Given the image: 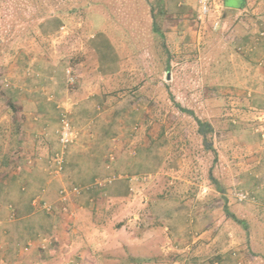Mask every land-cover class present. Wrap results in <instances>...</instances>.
<instances>
[{
  "label": "rangeland",
  "instance_id": "rangeland-1",
  "mask_svg": "<svg viewBox=\"0 0 264 264\" xmlns=\"http://www.w3.org/2000/svg\"><path fill=\"white\" fill-rule=\"evenodd\" d=\"M189 1L198 12V0ZM165 2L0 0V63L17 57L5 52L21 50L23 60L32 54L56 63V79L66 92L77 90L86 73L102 86V96L91 100L89 110L102 114L107 145L121 143L124 157L116 166L117 154L108 150V173L97 179L119 174L91 190H127L130 199L122 197L123 206L115 207L120 200H104L100 192L92 196L85 188L86 195L71 199L83 208L72 210L67 200L62 212L69 217L63 220L76 230V253L89 249L128 259L127 264H136L130 256L160 257L161 264H264V201L232 177L238 171L235 162L250 156L243 142L264 145L254 119L264 111V72L259 70L264 60H250L237 49L246 30L242 21L251 15L241 13L236 23L223 19L220 9L221 18L212 11L202 22L189 15L180 24ZM178 32L182 37L175 38ZM180 45L182 55H172L168 69L169 49ZM24 64L36 68V61ZM68 68L77 77L74 87L67 81ZM197 118L213 126L212 149L203 144ZM139 148L144 161L155 154L149 166L137 167ZM67 154L59 188L89 175L87 167H68ZM120 178L131 184H120ZM237 191L255 200L240 202Z\"/></svg>",
  "mask_w": 264,
  "mask_h": 264
},
{
  "label": "crops",
  "instance_id": "crops-1",
  "mask_svg": "<svg viewBox=\"0 0 264 264\" xmlns=\"http://www.w3.org/2000/svg\"><path fill=\"white\" fill-rule=\"evenodd\" d=\"M165 4L174 8L173 16L180 24H185L188 16H195L197 12L193 10L189 0H166ZM217 4L219 11L216 15L219 16L220 9L223 10V19L235 18L234 22L239 23L238 17L241 13L251 15L242 21L246 30L242 36L243 42L237 49H242L243 55L250 60H253L251 56L264 60V2L219 0ZM239 27L236 25L234 29ZM181 34L182 32L175 33L174 37H182ZM172 51L169 49L168 55L171 59L167 65L168 69L173 64L172 55L176 53L181 56L183 47L180 45ZM4 54H15L17 57L14 60L4 57L3 63H0V264H75L77 261L80 264H127L128 259L101 256L89 249L76 253L77 243L73 235L76 230L71 229L68 222H64L63 218L68 219L69 215L62 212L59 202L61 182L51 174L52 160L60 147V99L70 106V115L78 131V138L67 152L66 165L77 169L89 168V175L83 178L85 180L75 184L84 188L82 194L88 193L85 188L99 175L108 173L105 169L109 165L106 158L108 150L114 148L117 154L114 165L122 163V144L107 145L108 132L101 122L102 114L89 110L91 100L102 96L100 82L89 80L90 75L86 73L81 76L77 90L72 88L66 92L61 89V84L56 79V74L59 78L56 71L58 67L53 61L47 62L42 56L35 57L32 54L23 60L24 58L18 57L22 55L21 50ZM24 61V65L36 61L37 70L23 67ZM259 70L264 72V65H259ZM262 114L264 115V111L258 112L254 119L255 123H258L255 130L259 131L264 142V120L260 118ZM91 122L94 123L93 128ZM255 145L243 142L244 149L250 151V156L235 162V169L238 168V171L236 173L235 170L236 175L233 174L232 177L237 183L254 192L256 198L264 201V145L257 148ZM139 149L137 167L141 168L145 164L149 166V161L154 160L155 154H148L147 162L140 158L141 148ZM166 156L167 154H164L161 159L164 161ZM119 183L126 186L131 184L124 178H120ZM91 191L89 190V193L92 196L99 192L105 195L104 200H120V204L117 201L115 207L123 206L122 197L130 199L127 190L117 194L115 191L112 193L110 187L107 190ZM76 197L81 198L83 195L69 196L72 210L83 208L77 201L71 200ZM37 198L56 207L48 212L42 202L35 203ZM106 202L103 206L108 208L110 204ZM139 257L130 256V260L136 264H161L160 257Z\"/></svg>",
  "mask_w": 264,
  "mask_h": 264
},
{
  "label": "built area",
  "instance_id": "built-area-1",
  "mask_svg": "<svg viewBox=\"0 0 264 264\" xmlns=\"http://www.w3.org/2000/svg\"><path fill=\"white\" fill-rule=\"evenodd\" d=\"M199 4V9L196 14V19L198 21H203L206 17L211 15L212 11L214 13H217L219 10L218 4L215 2V0H198ZM221 13H219V16ZM218 16V17H219ZM218 19V18H217ZM219 25V20H215L214 27H217ZM264 32V31H263ZM264 33H262V36ZM76 75L73 73L71 68L67 69V81L70 84V86L74 87V84L76 82ZM250 95V94H249ZM67 105L63 104L61 107L60 111V116H59V129H58V138H59V144L60 147L54 154V158L52 160V170L51 174L59 177L62 172L64 171V166H65V156L67 153L68 148L76 141L78 138V131L74 127L71 118H70V106L66 107ZM264 115L260 117L261 120H264ZM263 117V118H262ZM259 118V119H260ZM264 136V135H263ZM118 175H111V176H106L103 179H97L95 182H93L90 186L87 187L88 190L93 189L94 187H100L102 188L105 186L107 183L112 182L117 178ZM132 180H138V177H132ZM84 188L78 185H72L69 187L62 186L59 189V202L61 203V209L62 210H67L66 206V201L69 200V196L71 195H77L81 194L83 192ZM236 198L240 202H247V201H254L255 197L251 195L248 192H243V191H237L235 193ZM42 202L41 199L37 198L35 199V203H40ZM42 206L48 211L51 212L54 210L56 206H53V204H49L46 202L41 203ZM75 264H80V262H75ZM217 264V263H215Z\"/></svg>",
  "mask_w": 264,
  "mask_h": 264
},
{
  "label": "trees",
  "instance_id": "trees-1",
  "mask_svg": "<svg viewBox=\"0 0 264 264\" xmlns=\"http://www.w3.org/2000/svg\"><path fill=\"white\" fill-rule=\"evenodd\" d=\"M163 2L165 0H162ZM196 17V15H195ZM153 28L155 29V31L159 32L160 34V27L159 25L157 24L156 20L153 21ZM165 47H166V44L164 43L163 44ZM167 49V48H166ZM182 110L184 111H188L186 108H182ZM197 122H198V132L202 135V139H203V144L205 146V148H208V149H212V145L209 141V138H208V135L209 133H211L213 131V126L206 120V121H203L199 118H197ZM217 188H222L218 183H217Z\"/></svg>",
  "mask_w": 264,
  "mask_h": 264
}]
</instances>
